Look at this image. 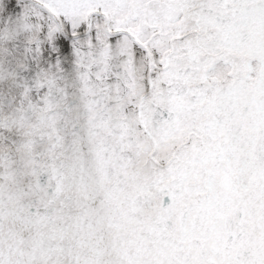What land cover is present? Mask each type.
Masks as SVG:
<instances>
[{"label": "snow or ice", "instance_id": "1", "mask_svg": "<svg viewBox=\"0 0 264 264\" xmlns=\"http://www.w3.org/2000/svg\"><path fill=\"white\" fill-rule=\"evenodd\" d=\"M0 264H264V0H0Z\"/></svg>", "mask_w": 264, "mask_h": 264}]
</instances>
